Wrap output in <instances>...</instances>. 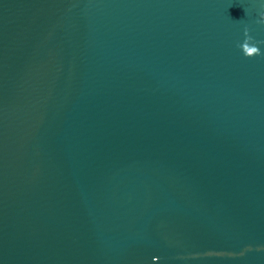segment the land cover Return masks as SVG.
I'll return each instance as SVG.
<instances>
[{
	"label": "water",
	"instance_id": "95a60500",
	"mask_svg": "<svg viewBox=\"0 0 264 264\" xmlns=\"http://www.w3.org/2000/svg\"><path fill=\"white\" fill-rule=\"evenodd\" d=\"M0 264H264V0H0Z\"/></svg>",
	"mask_w": 264,
	"mask_h": 264
}]
</instances>
